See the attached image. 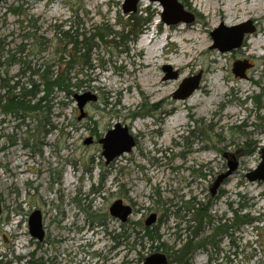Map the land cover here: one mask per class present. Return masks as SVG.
Listing matches in <instances>:
<instances>
[{
  "label": "rangeland",
  "instance_id": "rangeland-1",
  "mask_svg": "<svg viewBox=\"0 0 264 264\" xmlns=\"http://www.w3.org/2000/svg\"><path fill=\"white\" fill-rule=\"evenodd\" d=\"M179 1L196 15L193 23H163L160 4L141 0L136 11L151 13V21L143 29L147 32L131 40L124 31L123 37L113 40L126 41L122 52L101 46L99 54L91 58L93 70L88 75L75 66L73 70L80 72L78 79L89 85L79 93L91 92L97 97L84 106L86 114L81 119L77 118L80 113L75 99L68 104L63 99L49 114L51 132L35 135L34 131L30 137L27 131L31 126L16 128L17 120L0 114V196L8 217V223L0 227L6 235L0 234L2 264L20 263L17 256L24 264L31 251L42 264H143L153 253L181 250L187 238L208 237L218 224L216 219L231 217L230 207L237 208L239 202L246 205L242 212L259 216L258 221L217 235L219 251L208 244L207 249L191 250L190 263L264 264V182L245 178L246 172L259 163V149L264 146V48H253L257 39L264 38V0H236L234 5L231 0ZM121 2L1 0L0 48L13 52L19 44H36L38 40L22 36L32 32L49 42L41 54L47 58L55 53L59 41L54 26L76 15L86 28L104 22L119 30L114 23L123 14ZM12 7L21 13H12ZM248 20L256 31L246 37L240 49L221 53L210 48L211 31L221 23L228 27ZM121 21L126 24L125 18ZM181 31L196 33L194 38L199 37L203 45L179 39ZM155 32L156 39L142 49L140 42L148 41ZM241 59L252 64L247 79L231 72L232 62ZM145 61L150 64H143ZM166 64L177 71V78L163 79ZM19 67L17 63L8 66L6 75H15ZM148 69L153 82L143 81ZM4 71L5 66L0 74ZM199 71V87L187 98H174L179 84ZM207 88L210 93H203ZM259 94L262 101L257 106L251 97ZM189 99L196 105L173 109L176 102ZM117 122L128 126L136 144L105 165L98 139ZM187 127L195 130L193 135L187 136ZM86 137L93 141L85 144ZM24 141L29 147L22 146ZM246 141L255 151L249 152ZM230 160L238 165L212 196L210 188L215 178L225 173ZM193 169L200 170L203 177ZM100 182L102 190L93 193ZM193 197L209 204L208 214L214 221L210 226L206 221H190L191 227L185 230L188 223L184 220H193L194 215L192 211L186 213L183 204ZM118 198L132 207L123 226L108 211ZM17 200L23 202L25 212L38 209L44 215L49 236L41 248L29 243L28 236L15 234ZM152 212L157 219L147 227L157 228L160 242H164L160 250L155 249L158 242L140 238ZM103 217L110 218L105 229L96 220ZM25 228L23 225L22 231ZM112 233H121L120 244L114 245Z\"/></svg>",
  "mask_w": 264,
  "mask_h": 264
},
{
  "label": "trees",
  "instance_id": "trees-1",
  "mask_svg": "<svg viewBox=\"0 0 264 264\" xmlns=\"http://www.w3.org/2000/svg\"><path fill=\"white\" fill-rule=\"evenodd\" d=\"M11 11L15 14L21 13L19 9L15 7H12ZM142 12L139 13L136 11L130 15H120L116 23H114L120 27L119 30H116L112 24L108 25L104 22H100L99 25L90 24V26L86 28L79 16L72 15V20L70 17L66 21L53 27L55 39L59 41L55 47V53L53 52L47 58L42 57L41 54L44 51L43 47H46L49 42L47 39L42 40L41 36L35 35L32 32H25L22 36L26 38L32 37L38 40L36 44H19L14 48L13 52L4 50V47H1L0 68L5 66L4 74H0V114L2 117L6 118L9 116L17 120L18 124L14 126L16 128L21 124H25L26 120L34 118L36 128L38 127L40 129V131L39 129L36 130L35 135H39L40 132L44 135L49 131L51 132L52 128L48 127L50 126L49 114L52 113V109L56 108V105H59L63 99H66L67 101L65 104H68V101L73 99L74 94L79 93L84 87H89L88 84L86 85V81L81 78L78 79L79 73L86 70L85 75H88V72L93 70L91 58L99 54L101 46L109 48L116 47L119 52L125 51L126 49L123 45L126 41L114 42L113 40L117 37H123L121 34L124 31H126L127 37L132 36L131 40H134L138 34L142 33L144 27L151 21V13L149 10H143ZM123 18H125L126 24L122 23L121 19ZM109 39L111 40L109 41ZM15 63L19 64V70L13 76L6 75L7 67L15 65ZM76 65L81 68L80 72L73 70ZM23 75L26 76V80L21 82L20 78L23 77ZM251 100L254 101L255 105L260 106L262 95H253ZM147 110L150 112L152 111L150 108ZM52 127L56 126L52 125ZM187 129V136L194 134L195 130L192 127H187ZM30 137H34V133L31 132ZM9 138L10 143L13 144L12 138ZM27 142L28 141H24L22 146L29 147ZM246 145L251 148L250 151L248 150L249 152L252 153L255 151V146H251L250 142L246 141ZM192 172H198L196 174L201 177L204 175L200 170L193 169ZM73 200L77 202L78 199L75 196ZM183 205L187 210L186 213L192 211L194 215L193 220H184L185 223H188L184 226L185 230L191 227L190 221L196 220L197 223L206 221L209 226L214 221L208 214L209 204L202 203L193 197L185 200ZM245 209L246 205L239 202L237 208L233 209L230 207L231 217H219L216 219L218 224H216V227L213 228V233L208 235V237L199 240H196V238L189 240V238H187L185 244L181 247L182 249L179 250L181 252V257L190 255L191 250L197 247L207 249V244L219 251V246L217 245L219 239H216L217 235L227 234L229 229H238L241 225L248 226V224L258 221L259 216L256 218L250 217L249 213L242 212V210ZM221 221L223 223H221ZM121 225L123 226L124 224L121 222ZM143 230V235H141L140 238L145 237L152 243L158 242L155 249L160 250L159 248L161 246L163 247L164 242H160L162 238L157 228L155 226L152 228L144 226ZM120 235L121 233H112V238L116 240L114 245L120 244ZM194 235L197 236L196 231ZM233 242L232 240L231 243ZM36 244V246L39 247L38 242H36ZM165 250H167L166 253L174 251L171 248ZM34 253L35 252H33V255ZM16 258L20 262L17 264H21L23 258H21V256H17ZM0 264H2V262H0ZM24 264H42V261L41 258H29L26 259Z\"/></svg>",
  "mask_w": 264,
  "mask_h": 264
},
{
  "label": "water",
  "instance_id": "water-1",
  "mask_svg": "<svg viewBox=\"0 0 264 264\" xmlns=\"http://www.w3.org/2000/svg\"><path fill=\"white\" fill-rule=\"evenodd\" d=\"M141 0H122V12L123 14L130 15L136 12L138 2ZM150 2H158L161 6L160 17L163 23L168 25H175L178 23H193L195 20V15L193 12L186 9V7L179 0H148ZM1 3V0H0ZM255 32L254 26L252 25V20L240 22L236 25L225 26L221 23L217 28L211 31L212 45L210 48H215L218 52H230L239 49L246 35ZM231 72L235 77L240 79L247 78L246 71L252 67V64L246 59L235 60L232 62ZM164 75L163 79L177 78V71L173 70L168 64L164 65L162 68ZM202 75L199 71L197 74L189 76L184 79L180 84L176 92L173 93V97L187 98L194 90L199 87L200 79ZM73 98L77 102V108L80 115L77 117L81 119L86 113L84 112V106L88 102L96 100V95L91 92H81L74 94ZM93 141L91 137H86L84 139L85 144H90ZM98 143L101 144L102 152L105 159V165L116 159V157L122 155L123 153L129 152L135 146V140L133 135L129 132L128 126L122 125L117 122L115 125L108 129L104 137L98 139ZM260 161L256 165V168L246 172L245 178L248 181H263L264 182V146L259 149ZM238 162L235 160L228 161V167L225 173L219 174L210 188V193L212 196L218 187L221 186L223 180L231 175ZM109 214L115 219L121 222H126L130 214L132 213V207L130 205L124 204L120 198L113 201L109 207ZM156 213L152 212L148 218L145 220V226H150L156 221ZM41 212L38 209H34L28 218L29 231L32 237L38 241H42L45 233L43 231V223ZM143 264H167L165 254L157 252L153 255L147 256L143 260Z\"/></svg>",
  "mask_w": 264,
  "mask_h": 264
},
{
  "label": "flooded vegetation",
  "instance_id": "flooded-vegetation-1",
  "mask_svg": "<svg viewBox=\"0 0 264 264\" xmlns=\"http://www.w3.org/2000/svg\"><path fill=\"white\" fill-rule=\"evenodd\" d=\"M195 15V14H194ZM195 17H196V15H195ZM256 31V30H255ZM248 35H246V37H247ZM246 37L244 38V40L246 39ZM245 42V41H244ZM242 47V46H241ZM240 47V48H241ZM239 48V49H240ZM238 50V49H237ZM250 69H248L247 71H246V74H248L247 72L249 71ZM247 78H248V76H247ZM246 78V79H247ZM26 121H28V120H26ZM25 121V125H27V126H31V128L27 131L28 133L29 132H36V130H37V128H36V126H34L33 125V123H35V119L33 118V119H30V125H28V123ZM26 126V127H27ZM134 140H135V138H134ZM28 144H29V142H28ZM35 144V143H34ZM34 146V145H33ZM101 186H102V182H100V186L98 187V186H96L95 188H93L92 189V192L93 193H96V192H100L101 190H102V188H101ZM3 201H2V197L0 196V227L1 226H4V225H6L7 223H8V217L6 216V214L4 213V209H6V207H4V205H3V203H2ZM17 202H18V206L15 208V212L17 213V215L16 216H18L19 218H17L16 220H15V229H16V232H15V234L17 233V234H19V235H21V236H28V240H29V243H32V244H35V245H37L36 244V242H38V244H39V247H41L42 245H45V243L47 242V238H48V236H49V233H48V231H49V229L48 228H46V222H44V215L42 214V212H41V215H42V223H43V231H44V233H45V236H44V238H43V240L42 241H36V239L35 238H33L32 237V234L30 233V231H29V223H28V218H29V216H30V214L32 213V212H29V210L28 211H24L23 210V208H21L22 207V204H23V202H21L20 200H17ZM8 209H10V208H8ZM108 211H109V209H108ZM5 214V215H4ZM110 215V214H109ZM156 216H157V214H156ZM110 217V216H109ZM108 217V218H109ZM110 219V218H109ZM109 219H105L104 217L103 218H97L96 220H98V222L97 223H99L100 224V226L101 227H104V229L106 228V226H107V224H108V220ZM95 223V222H94ZM123 223V222H122ZM125 223V222H124ZM92 224H93V222H92ZM23 225H26V228L22 231V228H23ZM121 225V224H120ZM93 229V228H92ZM0 234L2 235V237H5L6 238V235H5V232H2V231H0ZM1 237V238H2ZM38 247V248H39ZM33 252L34 251H31L30 253H28V255H29V257L31 258V259H33L34 258V255H33ZM165 254V257H166V260H167V264H192V263H190L191 262V260H192V255L190 254V255H185V257H181V252L178 250V249H176V250H174V251H172L171 253H164ZM171 255H172V258H171Z\"/></svg>",
  "mask_w": 264,
  "mask_h": 264
},
{
  "label": "bare ground",
  "instance_id": "bare-ground-1",
  "mask_svg": "<svg viewBox=\"0 0 264 264\" xmlns=\"http://www.w3.org/2000/svg\"><path fill=\"white\" fill-rule=\"evenodd\" d=\"M235 3H236V0H231V4L232 5H234ZM194 35H196V33L189 32V31H184V32L181 31V32H178V34H177V36L179 37V39H185V40L187 39L189 41H192L193 40V41H195V43H198V45H201L202 46L203 43H202L201 39L199 37L198 38H194ZM146 44H148L147 39H144L142 42H140V46L142 47V49H143V47H145ZM262 47H264V38H262L261 40H258L257 39L255 41V43H254L253 48H262ZM156 55L157 54L155 53L153 58H155ZM177 61H180V59H178ZM143 64L149 65L150 64V61H145ZM144 74H145L144 77L145 76L146 77L143 79V81H145V79H146V81H149V82L152 81L153 82V80L151 78V74L152 73L150 72V69L146 70V72ZM203 93L209 94L210 93V89H208V88L207 89H204L203 90ZM157 99L160 100V98H157ZM194 105H196V102L193 99L192 100L189 99V101H187V102L186 101H178L172 107L175 110H180V109H187V108L192 107ZM16 165L17 166H20V164H16Z\"/></svg>",
  "mask_w": 264,
  "mask_h": 264
}]
</instances>
